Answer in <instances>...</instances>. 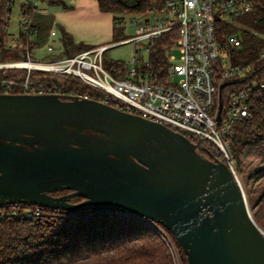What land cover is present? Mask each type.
Masks as SVG:
<instances>
[{
    "label": "water",
    "instance_id": "obj_1",
    "mask_svg": "<svg viewBox=\"0 0 264 264\" xmlns=\"http://www.w3.org/2000/svg\"><path fill=\"white\" fill-rule=\"evenodd\" d=\"M8 204L156 222L187 264H264V230L227 163L161 123L76 95L0 93Z\"/></svg>",
    "mask_w": 264,
    "mask_h": 264
},
{
    "label": "built area",
    "instance_id": "obj_2",
    "mask_svg": "<svg viewBox=\"0 0 264 264\" xmlns=\"http://www.w3.org/2000/svg\"><path fill=\"white\" fill-rule=\"evenodd\" d=\"M27 4L34 7L29 1ZM259 6H264V0H164L159 10L149 12L150 19L133 20L137 35L130 40L150 41L148 52L155 38L164 33L170 35L171 47L166 54L167 63L162 75L152 69L149 59L137 57L131 68L124 64L123 68L109 71L104 65V52L111 45L56 60L33 61V49L16 39L10 47H24L21 52L24 60L0 63V93L64 94L97 100L161 123L186 136L200 151L215 150L235 171L228 138L236 121L251 116L249 97L246 89L234 88L224 104L221 92L219 114V86L223 83H218L217 75L232 80L247 67L232 65L226 68L221 65L222 72L218 74L216 61L221 59L217 48L226 46L230 49L240 43L238 35H230L226 42H221L218 24L226 20L233 22ZM30 11L23 14L20 29L29 39L36 32L30 21ZM50 35L54 36L55 31L52 30ZM173 47L180 52L179 62L175 64L171 62ZM48 51L53 48L49 46ZM8 71H23L25 77H9ZM34 72L45 73L47 80H34ZM60 81L84 86L89 91L63 90L55 85ZM16 208L25 209V216L38 215L43 209L34 205H3L0 206V220L18 216ZM134 218L158 235L168 250L171 264H182L183 252L168 230L156 222Z\"/></svg>",
    "mask_w": 264,
    "mask_h": 264
},
{
    "label": "trees",
    "instance_id": "obj_3",
    "mask_svg": "<svg viewBox=\"0 0 264 264\" xmlns=\"http://www.w3.org/2000/svg\"><path fill=\"white\" fill-rule=\"evenodd\" d=\"M40 1L48 6H66V0ZM95 1L101 11L113 15L112 44L128 40H117L115 28L120 24L118 16L145 15L159 10L164 3V0ZM11 3V0H0V63L24 60L21 55L24 47L11 48L6 42ZM32 9L35 6L22 5L23 14ZM218 27L221 42H226L230 35L239 36V45L229 49L231 62L249 68L244 79H221L217 75V81L228 84L222 91L224 104L232 89H246L248 92L251 116L233 124L228 140L237 175L246 181V186L250 181L258 184L257 188L252 191L246 188L245 192L252 214L264 230V6L235 19L232 24L219 23ZM60 39L61 54L47 56L45 59L70 57L95 47L76 42L66 31H61ZM18 40H22L30 49L37 44L31 42L21 30ZM170 47L168 33L155 38L151 43L149 61L152 69L160 75L165 70L166 54ZM216 65L220 74L221 61L217 60ZM118 67L123 68L124 63L110 61L111 71ZM8 75L24 79L25 72L8 71ZM32 78L47 80V75L34 72ZM55 85L77 93L89 91L84 86L66 81ZM201 153L210 160L218 158L226 163L215 150L205 149ZM60 193L68 194L70 191L53 195ZM83 200V197H75L71 203L77 204ZM16 210L18 216L11 215L0 220V264H171L168 250L158 235L134 217L91 210L76 213L46 208L41 209L38 215L25 216V209ZM183 258L187 264L184 254Z\"/></svg>",
    "mask_w": 264,
    "mask_h": 264
},
{
    "label": "rangeland",
    "instance_id": "obj_4",
    "mask_svg": "<svg viewBox=\"0 0 264 264\" xmlns=\"http://www.w3.org/2000/svg\"><path fill=\"white\" fill-rule=\"evenodd\" d=\"M30 2V5H36L39 7L41 6L40 0H11V7H10V14L8 17V26L6 28V42L12 43L14 39H17L20 34L21 24L24 20V16L22 13V5L27 4V2ZM152 17L151 14H145V15H137V14H123L118 16L120 18V24L116 25L115 31L117 34V40H123L128 39V42L125 43H115L112 44L114 46L110 47L106 53L104 54V65L105 68L111 71L109 69V63L110 61L113 62H121L126 64L128 67H133V60L135 57L143 60L149 59V52H148V46L150 41H133L130 40L133 37H136V29L135 25L133 23V20L142 22L144 20L150 19ZM232 24L231 20L221 21V24ZM114 26V25H113ZM58 33L60 32L59 29H57ZM33 38V40H36L37 45L33 48V54L34 58L33 61H41V60H48L44 57L47 56H58L62 52V47L59 41V36H47L39 34H33L30 36ZM51 46L53 48V51L49 52L48 47ZM94 46V45H93ZM219 58L221 59L222 66L226 68H230L232 65L231 59V52L228 49V47H219L217 48ZM171 62L172 63H178L180 52L179 49L176 47H173L171 49ZM249 72V68H246L244 71L240 72L238 75L234 76L232 80H240L247 77ZM237 174V173H236ZM238 176V175H237ZM238 179L245 191L247 188L248 190H253L257 188L258 184H253L251 181L246 186L245 180L242 179V177L238 176ZM246 194V192H245ZM247 197V195H246ZM249 203V202H248ZM250 206V205H249ZM185 264V261H183ZM182 262V264H183Z\"/></svg>",
    "mask_w": 264,
    "mask_h": 264
},
{
    "label": "crops",
    "instance_id": "obj_5",
    "mask_svg": "<svg viewBox=\"0 0 264 264\" xmlns=\"http://www.w3.org/2000/svg\"><path fill=\"white\" fill-rule=\"evenodd\" d=\"M39 2L42 7L35 5L30 15L37 36L42 34L47 37L54 30V36H59L61 44V31H66L76 42L95 47L112 45L113 15L101 11L95 0H66L65 7ZM30 40L37 43L31 37Z\"/></svg>",
    "mask_w": 264,
    "mask_h": 264
},
{
    "label": "flooded vegetation",
    "instance_id": "obj_6",
    "mask_svg": "<svg viewBox=\"0 0 264 264\" xmlns=\"http://www.w3.org/2000/svg\"><path fill=\"white\" fill-rule=\"evenodd\" d=\"M62 195H65L64 193H60V194H58L57 196H62Z\"/></svg>",
    "mask_w": 264,
    "mask_h": 264
}]
</instances>
